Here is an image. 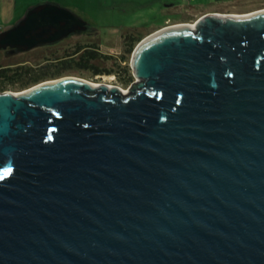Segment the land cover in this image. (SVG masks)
I'll list each match as a JSON object with an SVG mask.
<instances>
[{
    "label": "water",
    "instance_id": "obj_1",
    "mask_svg": "<svg viewBox=\"0 0 264 264\" xmlns=\"http://www.w3.org/2000/svg\"><path fill=\"white\" fill-rule=\"evenodd\" d=\"M80 24L44 2L0 48ZM131 67L126 93L0 92V264H264V10L163 27Z\"/></svg>",
    "mask_w": 264,
    "mask_h": 264
},
{
    "label": "rangeland",
    "instance_id": "obj_2",
    "mask_svg": "<svg viewBox=\"0 0 264 264\" xmlns=\"http://www.w3.org/2000/svg\"><path fill=\"white\" fill-rule=\"evenodd\" d=\"M101 1H106L100 3ZM199 4H206L200 1ZM77 6L71 10L82 21L89 26V30L82 35L71 36L59 44L49 47L38 48L13 56H0V64L16 67L31 66L35 70L50 64L47 70L51 74L60 70V67L54 66L58 60L75 51L76 43L83 45H93L98 51L99 58L93 62L98 67L114 70L113 74H94L90 69L72 66L60 70L58 75H50L45 79L36 82L31 81L24 85L27 77L13 84H4L0 92L9 91L19 94L37 84L64 76H74L83 80L92 81L97 84H106L118 86L121 90L129 91V87L136 80L131 67L132 54L137 45L147 36L155 32L146 28L147 24L140 26L142 19L147 17V11L140 8L139 4L130 5L124 10L119 4V0H81L75 3ZM69 9V8H68ZM264 9V0H243L235 4L220 8L219 13L223 15H244ZM196 20V19H195ZM193 20V21H195ZM154 21V19L149 20ZM139 25L137 28L131 27L133 24ZM147 23V22H146ZM130 27V28H128ZM157 31V30H156ZM130 35V39L127 37ZM89 36V37H88ZM134 38L131 50L127 51Z\"/></svg>",
    "mask_w": 264,
    "mask_h": 264
},
{
    "label": "crops",
    "instance_id": "obj_3",
    "mask_svg": "<svg viewBox=\"0 0 264 264\" xmlns=\"http://www.w3.org/2000/svg\"><path fill=\"white\" fill-rule=\"evenodd\" d=\"M81 0H0V31L16 24L26 12L41 3H50L63 8L74 10L76 2ZM206 2L199 4L197 2ZM243 0H196L193 3H182L180 0H119L121 7L126 10L130 5L139 4L140 8L147 11V17L142 19L140 26L147 24L151 31L159 30L166 26L191 23L198 17L218 12V9L235 4ZM252 1V0H249ZM106 2V1H104ZM101 1L100 3H104ZM131 7V6H130ZM154 19V21H149ZM147 22V23H146ZM136 23L131 27L137 28ZM130 28V27H128Z\"/></svg>",
    "mask_w": 264,
    "mask_h": 264
},
{
    "label": "trees",
    "instance_id": "obj_4",
    "mask_svg": "<svg viewBox=\"0 0 264 264\" xmlns=\"http://www.w3.org/2000/svg\"><path fill=\"white\" fill-rule=\"evenodd\" d=\"M129 39L131 38L130 35L127 36ZM134 38H132V41L130 45L127 46V51L131 50V45L133 44ZM84 46H88L89 48L86 50L81 51L79 54L75 56H71L69 54L68 56H65L61 60H58L54 66L60 67V70L67 69L72 66H77L80 68H87L90 69L94 74H113L114 70L112 69H105L98 67L96 64H94V60L99 58L98 51L94 48V46L91 44L89 45H81L79 44L76 46L75 51H78L82 49ZM74 51V52H75ZM50 68V64H46L45 66H42L38 69H34L31 66H18V67H6L0 69V90H2V87L4 84H13L16 82H19L23 79V77H27V79L23 82L24 85L28 84L31 81H38L40 79H45L49 77L50 75H58L60 70L57 72H54L51 74L47 70Z\"/></svg>",
    "mask_w": 264,
    "mask_h": 264
},
{
    "label": "flooded vegetation",
    "instance_id": "obj_5",
    "mask_svg": "<svg viewBox=\"0 0 264 264\" xmlns=\"http://www.w3.org/2000/svg\"><path fill=\"white\" fill-rule=\"evenodd\" d=\"M85 24H86V22H85ZM75 26H76V24L74 25V27ZM88 30H89V26L87 24L86 25L80 24V26L78 25L75 30L71 31L70 33H68L65 36H62V37L57 38V39H54V40H51L52 37H47L48 41H43L41 43L35 44V45H33L32 47H30L28 49H23V48H20V47H17V46H10V45H8L6 47L0 48V56H2V57L3 56H7V55L8 56H13V55H18V54H21V53H25L27 51L36 50L38 48L49 47V46L54 45V44H59L61 41L65 40L67 38H70L71 36H76V35L78 36V34L79 35H82L83 33L87 32ZM2 31H4V30H2ZM2 31H0V33ZM19 38L21 40H23L22 33L19 35ZM21 40H20V42H21ZM76 44L79 45L80 43L77 42ZM88 48H89L88 46H84L82 49L73 52V54H71V56H75V55L79 54L81 51L86 50ZM18 66L19 65L17 64L16 67H18ZM6 67H9L10 68L11 66L4 65V64H0V69L1 68H6ZM102 74H105V73H102ZM108 75H110V74H108Z\"/></svg>",
    "mask_w": 264,
    "mask_h": 264
},
{
    "label": "bare ground",
    "instance_id": "obj_6",
    "mask_svg": "<svg viewBox=\"0 0 264 264\" xmlns=\"http://www.w3.org/2000/svg\"><path fill=\"white\" fill-rule=\"evenodd\" d=\"M264 10V9H263ZM256 12V11H255ZM253 13V12H252ZM249 14H251V13H249ZM223 15V14H222ZM244 15H248V14H244ZM244 15H236V16H244ZM230 16H235V15H230ZM54 81V80H53ZM53 81H47V82H43V83H41V84H44V83H49V82H53ZM85 81H87V82H89V83H91L92 85H95V86H97V85H100V84H97V83H94V82H92V81H88V80H85ZM107 86H112V85H107ZM29 89H27V90H25V91H23V92H27ZM123 93H126L127 92V90H121Z\"/></svg>",
    "mask_w": 264,
    "mask_h": 264
},
{
    "label": "built area",
    "instance_id": "obj_7",
    "mask_svg": "<svg viewBox=\"0 0 264 264\" xmlns=\"http://www.w3.org/2000/svg\"><path fill=\"white\" fill-rule=\"evenodd\" d=\"M196 0H180V2L182 3H187V4H190V3H193L195 2ZM214 1H219V0H214ZM216 14H225V13H218V12H215ZM1 29V28H0Z\"/></svg>",
    "mask_w": 264,
    "mask_h": 264
}]
</instances>
